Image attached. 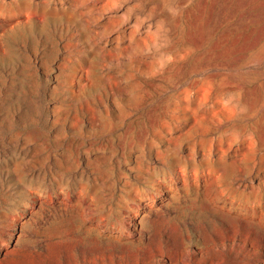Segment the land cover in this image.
<instances>
[{
    "label": "rangeland",
    "instance_id": "obj_1",
    "mask_svg": "<svg viewBox=\"0 0 264 264\" xmlns=\"http://www.w3.org/2000/svg\"><path fill=\"white\" fill-rule=\"evenodd\" d=\"M0 264H264V0H0Z\"/></svg>",
    "mask_w": 264,
    "mask_h": 264
}]
</instances>
